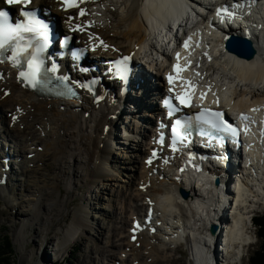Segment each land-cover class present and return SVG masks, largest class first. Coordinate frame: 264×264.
Masks as SVG:
<instances>
[{
  "label": "bare ground",
  "instance_id": "1",
  "mask_svg": "<svg viewBox=\"0 0 264 264\" xmlns=\"http://www.w3.org/2000/svg\"><path fill=\"white\" fill-rule=\"evenodd\" d=\"M225 1L229 0H88L79 6V9L85 11L84 16L79 17V9L72 15L73 22L83 27L82 34H76V42H81L87 49H94L88 60L95 59L99 64H103V59L108 61L123 54L135 55L138 47L146 43L153 48L154 44L157 45L167 58V39L160 38L167 37L165 31L169 36L176 32L174 37L180 33L185 35L193 32L204 40L202 45L198 38L189 41V44H196L201 48L200 52L192 53L193 58L201 60H196L197 63L192 68L191 81L196 82L199 92H209L206 98L213 104L218 102L220 109H228L231 114L232 110L238 114L246 112L255 121L253 133L250 134L251 149L247 152L251 163L235 179L234 184L231 177L237 176L236 171L228 177L227 172L215 170L217 175L206 177L196 172H181V165L165 166L158 162L148 166L145 164L142 148L133 140L132 143H127L129 139L125 137L126 143L122 142L123 150L128 149L137 154L140 149L139 159L142 164L136 179L138 188L135 194L125 196L129 187L119 185L117 190L113 184H106L109 181H120L121 175H128L132 179L134 170L125 165L139 162L137 155L134 158L124 155V160L120 163L119 157L112 152V146L117 141V121L124 124L122 114L127 111L122 109L121 104L116 106V103L125 104L133 98L139 108L138 113L143 107L160 111V107L149 100L150 95H155L158 90L149 86V90L143 91L147 87L145 76L140 74L138 78L145 80V84L141 83L138 89L133 84L132 92L125 96L120 93L123 88L119 82L114 83L115 87L109 85L111 91L98 104L94 94L88 90H84L81 100L42 97L23 87L20 73L13 66L0 64V71L4 73V79L0 81V121L5 120L7 128L15 137L10 138L0 126V139L3 141L0 151V179L7 178L4 184L0 182V197L8 208L12 207L8 195L16 191L18 196L14 198L15 205L23 204L28 210L21 226L15 229L17 239L24 241L28 226H35L39 236L35 239L38 251L42 245L43 250L46 243L52 245L60 240L59 233L50 235L51 229L45 226L51 225L54 217L59 218L65 212L70 199L79 195L77 188L87 185L86 195H80L85 204L76 208L71 226L66 230L60 229L64 239L59 241L61 246L56 245V248L62 251L78 233L83 234L84 229L94 230L90 225L89 211L97 206L94 202L101 198L99 190L106 186L111 196L117 192V203L122 205L125 214H129L124 222L128 229L119 228L123 231L119 237L121 240L115 244L111 242L110 245L116 250L120 248V258H116L117 261L121 260L119 264H161L168 260L167 246L181 242L189 244L194 264H227L231 261L241 263L245 248L255 241L250 231V215L259 207L258 203L264 205V140L260 139L261 136L256 131L260 116L264 113V9L253 15L261 19L258 22L260 27L250 29L256 55L252 59L240 58L230 52L228 47L224 49L226 35L242 36V30L249 26L241 27L240 24L238 27L229 26L213 32L206 25L214 17V7ZM44 3L47 8L56 12L58 20H67L70 24V17L59 11L60 4L56 0H45ZM248 22L250 23L245 21ZM143 24L146 28L141 36ZM228 29H231L230 32ZM156 34L158 37H155ZM100 39L105 40V46H97ZM210 47L212 52L217 53L216 59L205 55L210 54ZM100 68L105 70L101 66ZM159 68L157 70L161 72L162 68ZM144 70L148 72L146 67ZM71 71L73 72L72 69ZM108 82L110 80L103 78L98 86V96L103 95L102 87L106 89ZM248 82L254 83L256 87L248 86ZM156 85L159 87L162 83ZM7 90L8 96L5 95ZM130 113L135 112L130 108ZM14 115L19 116L18 120H12ZM149 115L154 118L153 114L147 116ZM143 128L146 129L145 126ZM152 130L148 127V131ZM136 133L146 137L139 126L136 127ZM10 143L15 144V152ZM7 157L11 158L10 162L5 161ZM18 159L21 161L18 162ZM51 163L54 167L50 172L48 165ZM120 164L122 168H119ZM216 164L220 165L221 161H216ZM6 165L10 166L8 171L5 169ZM16 167L18 171L15 173L21 176L22 187L17 184L12 172ZM168 169L171 176L166 172ZM155 170L157 174H154ZM150 175L154 177L150 178ZM157 175L166 177V184L157 182ZM223 178L222 184L231 180L230 184L217 186ZM139 186H143V190H139ZM62 189L66 192L64 196ZM182 190L188 192L187 199L182 196ZM132 202L136 207H131ZM148 208L156 212L158 217L155 221L161 222L158 233L152 235L149 230L138 233L137 241L132 243L131 229L134 222L142 217L144 209L147 214ZM52 209L56 212L54 217L49 214ZM213 224L218 226L215 235L211 232ZM103 227L104 222L94 241L101 238ZM115 229L117 226L113 227ZM105 249L97 245L94 250L100 253ZM100 255L104 257L106 254ZM31 260L33 262L32 258Z\"/></svg>",
  "mask_w": 264,
  "mask_h": 264
},
{
  "label": "rangeland",
  "instance_id": "2",
  "mask_svg": "<svg viewBox=\"0 0 264 264\" xmlns=\"http://www.w3.org/2000/svg\"><path fill=\"white\" fill-rule=\"evenodd\" d=\"M145 28L146 26L143 24L141 36L143 34V31L145 32ZM124 30L125 29L123 28L122 31ZM156 82L159 83L160 81H156ZM247 85L256 87L255 84L251 82H248ZM140 96L142 95L140 94ZM144 99L145 98H143V101ZM157 99H154V97H152L149 100L151 102L153 101V103L156 104ZM143 101L141 102V105H143ZM144 102L146 103L147 101L145 100ZM120 104H121L122 109L127 110V111L123 112L124 114H122L123 120L125 121V123L123 124L122 121H117L118 122L117 130L115 131V136H116L117 141H115V143L112 146V152L114 155H117V157H119L120 163L123 162L124 155H127L128 158H134L137 155V159L139 160V162L136 161V159H134L136 161L135 164L125 165L126 167H129V169L134 170V172L132 171L133 173L132 179L128 175H121L120 181H117V182L109 181V182H106V184L108 183L113 184L115 189H117L119 185L121 186L124 185V186L129 187L130 189L125 194L126 196L130 193L133 195L135 194V190L138 188L136 186V183H137L136 179L139 175L140 167L142 164H141V159H139V156H140L139 154L141 153L140 149L137 154L133 153L131 150H128V149L127 151H124L123 150L124 145L122 146V142L123 144L126 143L124 142L125 137L129 139V142L127 143H130V142L132 143V140H133L135 141V144H138L144 152L145 139L147 138L144 139L142 136L138 135L136 133V127L139 126L140 128L141 127L143 128L144 125L148 124L147 122H152L154 118L153 117L151 118L150 115L148 117L147 115L149 114V112H154V111L146 110L143 107V109H140L141 111L138 113L139 108L134 103L130 105V103L124 104L121 102H117L116 106H119ZM130 108L131 110L132 109L134 110L135 112L134 114L130 113ZM0 126L5 129L6 133L8 134L10 138H15L10 132L9 128H7V123L5 122L4 119L0 121ZM9 141L11 142L10 139ZM1 142L3 141L0 139V151L2 150ZM12 144H13L12 151L15 152L16 150V147H14L15 144L10 143V145ZM5 148L6 146L4 147V149ZM18 152L20 151L18 150ZM53 167H54V164L52 163L49 164L48 170L50 172L53 171ZM119 168H122V164L119 165ZM15 171L17 172L18 169L15 168V170L12 171L13 174L15 175V180L17 184H19L20 187H22L23 181H21L20 179L21 176H19V174L17 175ZM166 172H168V176H171L169 175L171 174V172H169V169L166 170ZM151 177H154V175H150V178ZM155 177L157 179L156 180L157 182L166 184V177H163V176L161 177L158 175ZM131 180L135 182L132 183ZM87 188H88L87 185H85L83 188L81 187L77 188L79 195L74 196L72 199H70L67 209L65 210L63 214L59 216V218L54 217L56 215L55 209H52V213L50 210L49 214H51L54 218L52 220L51 225L46 224L45 226V228L51 229L50 235L59 233V236L61 237L60 240L64 239L63 236L61 235L60 229L66 230L67 228L71 226L73 222V214L76 212V208L78 206H81V204H85L84 201L81 200L80 195H83V196L86 195ZM139 190H143V186H139ZM62 191H63L61 192L62 196H64L66 192H64L63 189ZM17 196L18 195L16 191L8 195V200L13 205L12 207H9V208L4 202V200L0 197V249L5 250L4 239L7 238L11 244L10 249H7L9 252L7 253V256H6V258L9 260L7 261L9 264H101V262H103L104 264H115V263L119 264L121 262V260L120 261L116 260V258L117 259L120 258L118 254L120 248L118 247L119 250H116V248L111 247L110 245H111V242H114L115 244V243H119V241L121 240L119 237H121L120 235H122L121 232L123 231L119 230V228L125 227L124 222H125V219L128 218L127 216H129V214H125V210L123 209L122 205H119V203H117V198L119 199V197H117V192L113 196H111L108 193V190H106V186L101 191L99 190V196H101V198H99V200L95 202L93 201L97 206H93L92 209L89 211L90 216H91L90 225L93 227L94 230L88 231L87 229H84L83 234L78 233L71 241L67 243V245L63 248L62 251H59L60 249L57 250L58 248H56V245H58V247L61 246L59 243L60 240H57V242L53 243L52 245H49V244L47 245L46 243L44 245L43 250H42V246H43L42 245L40 250L38 251L36 247L35 239L36 237H39V236L35 229L36 228L35 226H28V234L26 235L24 241L16 238L15 229L21 226V221L26 218L27 216L26 213L28 211L25 208V205L23 204L17 203L15 205L14 198H16ZM108 199L110 200L107 202ZM121 200L119 202H121ZM257 205H259V207L257 206L256 210H254V212H252L250 215L252 216V219L257 216H264V205L260 203H258ZM131 207L132 208L136 207V204L132 202ZM143 213H145V209H144V212H142L141 214L143 215ZM102 222H104V227L102 229L101 238H99V240L97 241H94L93 239L97 238L98 236V231L100 232L101 230L100 226ZM114 226H117V229L113 230ZM127 229L128 228H126V230ZM257 229L258 227L252 224L250 231L254 235L255 241L252 245L245 248L244 258L240 264H248L250 256L260 247L261 240L257 235V231H258ZM203 234H205V231H203ZM97 245H99V247H102L103 249L106 248L105 249L106 251H100V253H97L98 251L94 250V249H97ZM167 248H169L167 252L168 260L162 262L161 264H194L191 261L192 255L190 253L191 251H190V246L188 243L181 242L180 244H177V243L170 244L167 246ZM101 253H105L106 255L103 257L102 255H100ZM122 257L124 258V256ZM31 258L33 259V262ZM113 261L115 263H113Z\"/></svg>",
  "mask_w": 264,
  "mask_h": 264
},
{
  "label": "snow or ice",
  "instance_id": "3",
  "mask_svg": "<svg viewBox=\"0 0 264 264\" xmlns=\"http://www.w3.org/2000/svg\"><path fill=\"white\" fill-rule=\"evenodd\" d=\"M7 5L9 6H20L22 8H26L31 0H5ZM83 0H63L64 5L66 8H78L79 4L82 3ZM224 13L228 15H232L229 13L228 10L222 9ZM80 16H84L86 13L83 9H79ZM19 15L24 17L27 20V23L16 22L11 23L9 14L5 11H0V53H2L5 49H8L11 52V55L8 57V60L12 63L13 66H17L20 63L19 57L23 52L27 50V45L21 44L23 41V33H31L36 31V26H39L40 29H43L45 32L44 39H47L46 32H47V25L43 24L41 21L37 20L34 14L30 11H20ZM71 19V17L69 18ZM79 30V29H77ZM184 47H188V41L184 42ZM177 59H179L180 54L177 53ZM129 57H124L122 61L119 63L121 65H125L126 69V61H128ZM0 63H3V60L0 59ZM184 69L179 68L178 66L174 67V71L177 73L183 71ZM50 71L55 72L56 68L53 65ZM20 78L30 84L32 87H36L38 84L41 83L40 80V63L36 61V58L33 57L32 59L28 60L27 62V70L20 72ZM121 79H125L124 75H121ZM60 80H66V77H57ZM169 83H172V77H169ZM81 87H88L87 85H81ZM91 91V88L88 89ZM171 90V89H170ZM185 96H177V100L184 105L188 106V100ZM203 98V97H201ZM167 103V101H166ZM171 115V113H169ZM15 119V117L13 118ZM197 120H201L203 123L209 124L211 127L216 128L217 130H226L231 132L232 134H236V129L233 128L230 124H228L224 119L220 112H202L200 116L196 118ZM242 119H247V117H242ZM182 126V122L177 120L175 125L172 128L173 137L179 136L178 128ZM176 140L173 139V144L175 145ZM175 150V149H174ZM155 156V153H153ZM151 163V161H149ZM139 228V224H135L133 227V240H135V231Z\"/></svg>",
  "mask_w": 264,
  "mask_h": 264
},
{
  "label": "trees",
  "instance_id": "4",
  "mask_svg": "<svg viewBox=\"0 0 264 264\" xmlns=\"http://www.w3.org/2000/svg\"><path fill=\"white\" fill-rule=\"evenodd\" d=\"M253 222L258 227L257 235L261 240V244L258 250L250 256L248 264H264V216L255 217ZM4 243L6 251L0 249V264H9L6 256L9 252L7 249H10L11 244L7 238L4 239Z\"/></svg>",
  "mask_w": 264,
  "mask_h": 264
},
{
  "label": "water",
  "instance_id": "5",
  "mask_svg": "<svg viewBox=\"0 0 264 264\" xmlns=\"http://www.w3.org/2000/svg\"><path fill=\"white\" fill-rule=\"evenodd\" d=\"M228 49L240 58L252 59L256 55V49L254 48L253 43L248 39L234 38L228 43ZM181 194L185 199L189 197L188 192L184 190L181 191ZM217 231L218 227L213 225L211 228L212 234L215 235Z\"/></svg>",
  "mask_w": 264,
  "mask_h": 264
}]
</instances>
